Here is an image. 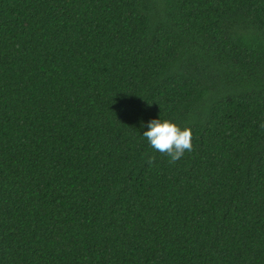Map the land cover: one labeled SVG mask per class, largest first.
<instances>
[{
	"label": "trees",
	"instance_id": "1",
	"mask_svg": "<svg viewBox=\"0 0 264 264\" xmlns=\"http://www.w3.org/2000/svg\"><path fill=\"white\" fill-rule=\"evenodd\" d=\"M262 123L264 0H0V264H264Z\"/></svg>",
	"mask_w": 264,
	"mask_h": 264
},
{
	"label": "clouds",
	"instance_id": "2",
	"mask_svg": "<svg viewBox=\"0 0 264 264\" xmlns=\"http://www.w3.org/2000/svg\"><path fill=\"white\" fill-rule=\"evenodd\" d=\"M260 127L264 128V123ZM147 129L143 137L154 151L169 156V163L174 164L183 157L186 151L193 150V135L189 127L181 129L171 120L152 119L147 123ZM145 155L147 156V153ZM154 160L153 156L147 157L149 164L154 163Z\"/></svg>",
	"mask_w": 264,
	"mask_h": 264
}]
</instances>
